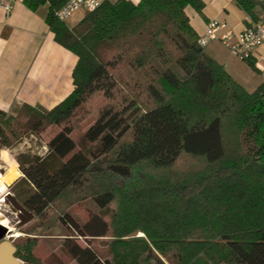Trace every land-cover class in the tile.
Masks as SVG:
<instances>
[{"label": "trees", "instance_id": "16d2710c", "mask_svg": "<svg viewBox=\"0 0 264 264\" xmlns=\"http://www.w3.org/2000/svg\"><path fill=\"white\" fill-rule=\"evenodd\" d=\"M66 2L23 0L47 7L54 41L76 56L72 93L51 110L0 111L4 149L55 130L44 155L16 160L28 224L64 226L77 264H264V83L247 92L198 45L185 9L200 0L106 1L74 26L55 18ZM186 157L199 165L175 175ZM69 193L97 208L83 224L52 218ZM25 226L15 258L41 264ZM104 238L100 257L89 243Z\"/></svg>", "mask_w": 264, "mask_h": 264}, {"label": "crops", "instance_id": "0c3cea01", "mask_svg": "<svg viewBox=\"0 0 264 264\" xmlns=\"http://www.w3.org/2000/svg\"><path fill=\"white\" fill-rule=\"evenodd\" d=\"M128 1L136 5L140 0ZM200 1L203 5L200 13L190 7L185 9L198 37L203 35L211 20L222 22L238 33L258 22L262 14L259 0H252L248 12L240 9L234 0ZM8 2L12 6L9 14L0 7V111L15 115L23 106L51 110L72 93V73L77 58L54 41L45 21L46 6L31 12L23 0ZM203 50L237 83L239 71L248 68L251 72L246 77L248 92L263 83L256 69L232 56L219 41H211ZM262 51L259 49L256 54Z\"/></svg>", "mask_w": 264, "mask_h": 264}, {"label": "rangeland", "instance_id": "374dc122", "mask_svg": "<svg viewBox=\"0 0 264 264\" xmlns=\"http://www.w3.org/2000/svg\"><path fill=\"white\" fill-rule=\"evenodd\" d=\"M84 16V12H75L66 22L68 25L74 26L78 24V22ZM247 73H251L248 68H245L244 71H239L238 84L248 92L249 86L247 85H249V80L246 78L248 75ZM254 75L256 77V74H253V76ZM256 81H258V78L255 79V82ZM97 104H99V102ZM48 129L40 136H36L32 134L31 131H27L26 134L20 139V141L14 143L10 149H4L0 144V175L5 174L8 168L15 167L18 171L19 176L21 177L19 165L16 161L17 158L22 160L25 156L32 157L44 155L46 152V143L55 133V130ZM76 138L79 139V136H76ZM2 153H6L9 156V159L6 161L3 160L1 157ZM198 165L199 164H197L195 161L186 157L181 159V161L175 166V170L173 171V173L177 175L187 170L196 169ZM145 170L148 169L145 168ZM20 177H18L13 182V184ZM0 182L4 183L1 179ZM8 192L13 194L12 189L8 186H5L0 194V224L12 230L17 223V218L11 212L9 207L2 201V197ZM81 197L82 196L74 195L71 193L67 194L52 211V218L55 217L56 213L67 210L69 215L79 224H83L84 222H86L91 213L97 212V208L91 201L81 200ZM37 226L38 224L32 222L24 227V231H30L32 234L30 237H35L37 239V245L34 248V254L41 261V264H77L62 247L64 235L68 231L64 226H61L59 224H52L51 226L50 224V229L48 230L46 226ZM16 234L18 235H14L13 238L9 239V241L14 243L16 242L17 238H24L25 236L19 231H17ZM108 240V238L94 239L90 240L89 244L100 257H106V243L108 242ZM79 242L83 244L82 241Z\"/></svg>", "mask_w": 264, "mask_h": 264}, {"label": "built area", "instance_id": "2783aa9c", "mask_svg": "<svg viewBox=\"0 0 264 264\" xmlns=\"http://www.w3.org/2000/svg\"><path fill=\"white\" fill-rule=\"evenodd\" d=\"M106 1L110 0H67L55 13V18L60 22H66L75 12H94ZM259 1L262 14L258 22L246 27L241 32L234 33L227 28L226 24L211 20L203 35L198 37L197 43L204 49L211 41L217 40L237 59L252 60L254 68L264 83V0ZM0 7L6 14L12 11L8 0H0ZM259 49L263 50L262 53L256 54Z\"/></svg>", "mask_w": 264, "mask_h": 264}, {"label": "water", "instance_id": "95a60500", "mask_svg": "<svg viewBox=\"0 0 264 264\" xmlns=\"http://www.w3.org/2000/svg\"><path fill=\"white\" fill-rule=\"evenodd\" d=\"M12 184L8 187L10 188ZM2 201L15 215L17 223L12 230L0 224V264H24L15 258L16 249L9 239L13 238L18 229L32 221L33 215L28 212L9 192L2 197Z\"/></svg>", "mask_w": 264, "mask_h": 264}, {"label": "bare ground", "instance_id": "6f19581e", "mask_svg": "<svg viewBox=\"0 0 264 264\" xmlns=\"http://www.w3.org/2000/svg\"><path fill=\"white\" fill-rule=\"evenodd\" d=\"M1 157L5 161L9 159V156L6 153H2ZM18 177L19 174L15 167L8 168L5 174L0 175V179L5 183L6 186L12 184Z\"/></svg>", "mask_w": 264, "mask_h": 264}]
</instances>
